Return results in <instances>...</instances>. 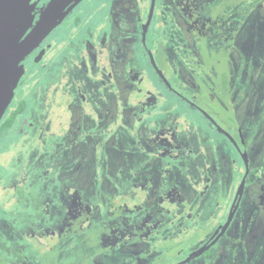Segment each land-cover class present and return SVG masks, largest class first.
Masks as SVG:
<instances>
[{
    "label": "rangeland",
    "instance_id": "rangeland-1",
    "mask_svg": "<svg viewBox=\"0 0 264 264\" xmlns=\"http://www.w3.org/2000/svg\"><path fill=\"white\" fill-rule=\"evenodd\" d=\"M113 1L119 0H82L73 9V14L80 16V23L75 28L70 25L67 29L60 26L53 29L46 39L50 50L17 87L12 106L22 101L26 106L22 113L30 121L22 131L0 134V264H87L88 258L101 250L98 247L107 250V246H111L112 252L106 256L109 264H120L123 249L127 247L128 241L136 239L138 232L141 233L137 236L138 242H150L151 238H156L161 232L155 225L158 222V217L154 215L157 213L155 209L159 210L157 208L161 206L164 212L168 208L172 214L173 208L181 204L176 196L169 195L170 198H165L162 207L159 192H163L164 188H155L153 185L162 183L166 178L170 189L182 196L189 193L191 197L194 180L188 175L189 167L190 170L202 171L206 168V160L209 164L217 165L216 157L221 153H226L231 159L236 156L230 155L220 146V135L209 128L207 121L194 108L166 94L150 63L145 65L140 59H132L131 62L132 69L137 66L135 90L121 93L118 97L117 89L114 94L116 118H109L107 101H102L105 105L103 111L83 114L87 117V124L92 121L93 124L97 123L99 135L95 137L100 140L103 148H92L96 143L87 131L80 133L78 140L81 143L76 144L70 140L67 133L70 109L65 105L68 101L65 97L71 92H78L81 85L90 83L93 86L101 77L99 68L107 66L106 57L110 45L117 38L112 26ZM137 1L123 0V3L137 6ZM175 1L178 0H162L165 7L168 2L177 5ZM215 1L212 4L213 0H198L192 10L200 16L206 14L208 18L215 19V23L221 21L224 12L230 13L231 25L228 27L232 40L235 44L243 43L247 48L248 52L245 51L243 57L251 77L233 75L235 78L232 86L240 90L241 99L244 97L246 104L244 115H240V130L245 141L255 139L248 150L251 170L262 177H259L262 190L255 192L257 201L242 203L230 229L239 226L241 222L247 225H244L240 239L242 243L238 244L234 240L236 243L233 245L239 254L237 264H264V0ZM236 4L243 7L244 12L239 13L242 10H237ZM166 14L167 11L165 18ZM116 21L121 30L130 29L132 21L129 10L122 9ZM163 24L169 29L175 25L171 17L164 19ZM236 24L239 28L234 32ZM86 39L89 44L87 46L85 42L82 43ZM71 47L77 48L71 50ZM201 63L206 65L204 60ZM183 68L187 70L188 67ZM76 99L80 101L78 96ZM128 109L129 113L124 114L123 110ZM113 131L117 134L120 132V148L117 149L110 144L112 141L109 134ZM168 142L176 147L179 156H183V163L175 173L157 163L160 156L156 152H148L153 148L161 151V148L169 145ZM184 144L189 147L184 148ZM119 149L122 153L125 150L123 156L126 159L124 162L120 159L121 164L132 165L131 173L124 177L121 172L116 173L122 170L119 164L116 162L114 165L109 161L110 155L118 159ZM87 150L91 152L92 158L100 159L104 154L107 156L106 161L109 163L106 162V170L115 172L113 178L117 183L114 197L107 187L103 189V182L100 183L103 175L101 167L94 161L88 162L87 157H84ZM69 153H75L79 158L76 156L71 161ZM166 160L172 159L167 157ZM138 171H146L152 176L153 187L149 190L142 183L150 177L136 179ZM88 173L95 180L90 177L88 181ZM205 174L211 177L209 170ZM200 184L197 180V190ZM213 186L215 195L220 196L218 184ZM68 188L80 189L83 206L79 214H74V211L66 207L65 198L68 195L65 189ZM103 201L106 210L101 205ZM88 207H97L96 213L99 216L104 213L101 218L106 219V223L99 221L95 231L90 229L91 219H88L92 211L95 213V209L90 210ZM131 214H136V225L127 221ZM204 214L197 215V230L208 228L211 222H200L202 219L199 218ZM147 216L148 220H145ZM75 220L81 222V239L76 238L78 228L74 225ZM190 231L193 233L196 227L192 226ZM113 232L116 233L117 243ZM99 233L101 237H98ZM29 234L34 238H30ZM41 242L45 243V248ZM59 243L65 244L59 249L56 247ZM114 243L116 245L112 246ZM177 248L170 247L168 253H163L157 259L149 258V264H166ZM219 249L223 250V245L216 247V250ZM125 254L127 257L128 252ZM231 258L225 253L224 264H231ZM201 259L196 258L187 264H199Z\"/></svg>",
    "mask_w": 264,
    "mask_h": 264
},
{
    "label": "flooded vegetation",
    "instance_id": "flooded-vegetation-1",
    "mask_svg": "<svg viewBox=\"0 0 264 264\" xmlns=\"http://www.w3.org/2000/svg\"><path fill=\"white\" fill-rule=\"evenodd\" d=\"M47 1L48 0L31 1L32 5L35 7L34 23L39 18L41 8ZM186 2H188L189 5H183ZM197 2L198 0H178L175 1L177 5L168 2L167 7H165L162 0H154L150 21L147 24L152 0H138L137 6L131 3L125 4L123 0L113 1L112 26L117 38L112 40L110 45L106 57L107 66L99 68V75H101V77L93 83V86L90 83V87L88 84L81 85L78 92H71L65 97L68 98L65 105L70 109V120L67 127L70 140L78 144V142H80L78 140L80 133L82 131H87L91 133L92 140L96 143L92 148L102 149V143L95 137V135H99L97 123L93 124L92 121L90 124H87L85 121L87 117L86 115L84 117L83 114L92 111L97 113L98 110L103 111L105 105L102 104V101H107L109 106V118H116L117 111L114 94L117 93V89L119 90L118 97L121 93L125 94L126 91L135 90L138 78L137 76L135 77L137 66H134L132 69L131 62L132 59H140L145 65L148 62L150 63L168 96L171 94L177 98L178 102H186L190 107L194 108L200 116L207 121L209 128L213 131L215 130L216 133L220 135V139L218 140L220 146L225 148L230 155L236 154L232 159L226 153L219 154V156L216 157L217 165H215V163L209 164L208 160H206V168L202 169V171H197L195 169L190 170L191 168L189 167L188 175L194 180L193 187L191 188V197L189 193L182 196L173 189H170V183L166 178L162 180V183L159 182L158 185H153L155 188H164L162 190L163 192H159L162 207L166 201L165 198H170V196H176L181 204L180 206L178 205L177 208H173L172 214L169 213L171 210H168V208L164 212L161 206L157 208L159 210L155 209L157 213H154V215L158 217V222L155 225L157 229L167 234H161L160 232L156 238H151L150 242L145 240L138 242L137 236L141 235V233L138 232L136 239L133 238L130 242L128 241L127 247L123 249L122 264H149V258L157 259L163 255V253H168L170 247L176 246H178L177 250H175L176 255L169 256V261L166 264H187L196 258H202V262H199V264H207L210 260V264H224L225 253L232 257L230 259L231 264H237L239 262V254H237V249H235L236 246L233 244L236 243L234 240H237L238 244L242 243L240 239L243 236L245 222H241L239 226L230 229L231 225L238 217L237 213L242 203L244 205L250 200L257 201V199H255V192H260L262 190V186L260 185V179L262 177L260 174L255 175V173H253L251 170V162H249L248 150L251 148V144L255 139L252 138L250 141H245L244 134H242L240 130V115H244V106H246L244 97L241 99L242 95L239 94L240 90L232 86L233 79L235 78L233 75L251 77L250 72L246 69L247 62L243 57L247 48L243 43L236 42L235 44V41L232 40V34L228 27L231 25V22H229L230 13L227 14V12H224L225 15L221 21L215 23V19L208 18L206 14L200 16L198 12H193L194 10L192 9ZM215 2L216 1L213 0L212 4ZM125 8L130 12L132 24L130 29L121 30L117 26L116 19L120 11ZM235 8L237 10H242L239 13L244 12L243 7H239L237 4ZM165 11H167L166 18H174L173 22L175 25L171 33V35H173L172 38L168 33L163 31V20L166 19L164 16ZM74 12L75 10H73L70 15L68 14L57 26L67 29L72 25V28H75L78 22H73V19L77 16L73 14ZM83 13L85 15L84 11ZM157 14H160L161 19L155 22V18L158 16ZM236 25L233 27L234 32L239 28V25ZM50 33L36 48L21 60L20 66L24 67V73L14 88L13 97L0 123L6 116L12 114L19 105L23 106V111L25 110L26 106L22 101L19 103L17 102L14 107L12 106V101H14L17 95V87L23 83L22 81L25 76L33 71L35 66L40 63L50 50L51 47L46 42ZM159 34L161 35L159 45L162 53L160 57H157L155 47H150L149 43L152 42V38L154 41H157V35L160 36ZM84 42L85 46L89 45L87 44V39L82 41V43ZM76 48L77 47H71V50H75ZM181 58H184L187 62ZM203 60L206 65L201 63ZM183 67L188 68L184 70ZM100 72H102V74H100ZM77 96L79 97V102L76 99ZM86 100L88 105H86ZM120 108H123V106L120 105ZM72 111L74 114H72ZM123 112L127 115L129 109L123 110ZM29 121L30 119L28 116H25V114L21 112L20 115L15 118L16 129L9 132V134L24 130V127L28 126ZM119 134L120 132L117 134L116 132L114 133V131L112 134L111 132L109 134L110 140L112 141L110 144L114 145L115 149L120 148ZM168 143L169 145H165V148H161V151L154 149L152 146L153 150L150 149L148 152H156L157 155L160 156L157 163L164 169L175 173L183 163V156H179L176 147L171 146L173 144L170 142ZM183 147L188 148L189 146L188 144H184ZM71 150L72 152L74 151L73 149ZM119 151L120 154L118 159L115 158L116 156L111 157L113 155H110L109 161L114 165L116 162L119 164L118 167L122 168V170L116 171V173L120 174L121 172V175L124 177L127 173H131L130 170L132 165H128V163L121 164L120 159L123 162L126 159L123 156L125 150L123 153L120 149ZM87 152L88 153L84 156L85 158L87 157V161H94L103 171L101 177L102 181L100 182H103V189L107 187V190H110L114 197V195H116L117 183L113 178L115 172L106 170V162L109 163L106 161L107 156L104 154L100 159H97L92 158L89 150H87ZM110 152L113 153L112 150ZM76 156L79 158L75 153L68 154V158H70L71 161L75 159ZM167 157L172 160H166ZM252 167H254L253 161ZM206 170H209L211 177L205 174ZM91 175L92 174L89 173L86 175L88 181H90V177L95 180ZM129 176L130 174L127 175L126 178L129 179ZM136 177V179L150 177L148 181L142 184L146 190L153 187L151 184L152 176L147 174L146 171H138ZM109 180L114 181V183ZM197 180L201 183L198 190L196 189ZM95 182L96 181L92 183L94 184ZM215 183L218 184V188L221 192L219 193L220 196L215 195L216 191L213 186ZM259 186L261 188H259ZM77 188H79L78 185ZM77 188L65 189V194L68 195L65 198L66 207L68 206V209L74 211V214H79L83 206V202L79 195L80 189ZM101 205L104 206L103 210L107 209L104 201ZM96 208L88 207L90 210L95 209V213L92 211L90 217H88L89 220L91 219L90 229L92 228L94 231L100 220L101 223H106V219L101 218L104 213L99 216L98 213H96ZM204 208L208 210V213H205L199 218L202 219L200 222H204V220L211 222L208 224V228L201 231L199 229L197 230V215L203 214ZM231 212V219L225 226ZM244 216L245 215H243V217ZM144 219L148 220V216ZM186 220H188L186 224L183 223ZM127 221L135 224L137 222L136 214H131ZM178 223L180 226L176 227ZM192 226L196 227V231L193 233L190 231ZM100 233H102V230H100ZM100 233L98 237H101ZM113 234V238L116 242V233L113 232ZM29 237L34 238L31 234H29ZM116 243L112 246H115ZM173 243H176V245L172 246L171 244ZM40 244H42V246L45 245L44 242ZM179 244H181L180 247ZM219 245H223V250H216V247ZM243 246H245V244ZM108 247L109 249L107 250L98 247L101 249L100 252H98L97 256L91 258V262L89 261V257L87 264H109L107 260L108 257L106 256H110L112 252L110 249L111 246H107L106 248ZM127 252L128 256L125 257V253Z\"/></svg>",
    "mask_w": 264,
    "mask_h": 264
},
{
    "label": "water",
    "instance_id": "water-1",
    "mask_svg": "<svg viewBox=\"0 0 264 264\" xmlns=\"http://www.w3.org/2000/svg\"><path fill=\"white\" fill-rule=\"evenodd\" d=\"M31 1L0 0V120L13 97L15 86L24 73V67L20 66L21 60L82 0H48L41 8V14L35 23V7ZM153 4L154 0L147 24ZM231 215L232 212L225 226L229 223Z\"/></svg>",
    "mask_w": 264,
    "mask_h": 264
},
{
    "label": "trees",
    "instance_id": "trees-1",
    "mask_svg": "<svg viewBox=\"0 0 264 264\" xmlns=\"http://www.w3.org/2000/svg\"><path fill=\"white\" fill-rule=\"evenodd\" d=\"M72 11H73V10H72ZM71 13H72V12H70V14H71ZM70 14H69V15H70ZM157 15H158L157 17L155 16V17H156V18H155V22H157V21H159V20L161 19L160 14H157ZM172 20L174 21V18H172ZM79 21H81V19H80V16L77 15V16L73 19V22H74V23H76V22L80 23ZM161 27H162V26H161ZM161 30H162V28H161ZM173 30H174L173 25L170 26V29H169V28H166V27L163 26V31H165L166 33H168V34L171 36V38H172V36H173V35H171V33L173 32ZM159 35H160V34H159ZM157 38H158L157 41H154L153 38H152V39H151L152 42L149 43V46H150V47H155V49H156V53H157V57H158V56L160 57V54L162 53V50H161L160 45H159V44H160L159 40H160V38H161V35H160V36L157 35ZM158 59H159V58H158ZM21 112H23V106H22V105H19V107H18V108L12 113V114L6 116V117L4 118V120L1 121V123H0V134L3 133V132H11V131H13L14 129H16V128H15V118H16L17 116H19ZM203 212H204V213H208V210L204 208V209H203ZM74 225H75L76 228H78V232H77L76 238H77V239H81L83 235H82V228H80V226H81V222H80V220H77V221L75 220V221H74ZM91 229H92V228H91ZM64 244H65V243H59L56 247L60 249V247L63 246ZM171 245H172V246H175L176 243H173V244H171ZM98 252H100V250L97 251L96 253L92 254V256H90V259H89L90 262H91V258L97 256ZM101 253H102V251H101ZM172 254H173V256L176 255L175 252H174V253H171V255H172Z\"/></svg>",
    "mask_w": 264,
    "mask_h": 264
}]
</instances>
